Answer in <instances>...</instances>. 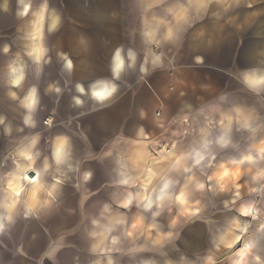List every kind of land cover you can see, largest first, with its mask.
I'll return each instance as SVG.
<instances>
[{"label":"clouds","instance_id":"9594fccd","mask_svg":"<svg viewBox=\"0 0 264 264\" xmlns=\"http://www.w3.org/2000/svg\"><path fill=\"white\" fill-rule=\"evenodd\" d=\"M0 264H264V0H0Z\"/></svg>","mask_w":264,"mask_h":264}]
</instances>
